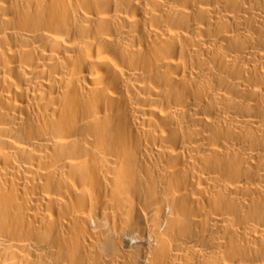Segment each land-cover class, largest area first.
Here are the masks:
<instances>
[{"label": "bare ground", "instance_id": "6f19581e", "mask_svg": "<svg viewBox=\"0 0 264 264\" xmlns=\"http://www.w3.org/2000/svg\"><path fill=\"white\" fill-rule=\"evenodd\" d=\"M0 264H264V0H0Z\"/></svg>", "mask_w": 264, "mask_h": 264}]
</instances>
